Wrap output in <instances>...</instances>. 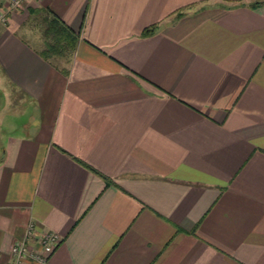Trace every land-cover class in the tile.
Instances as JSON below:
<instances>
[{
	"label": "crops",
	"instance_id": "obj_1",
	"mask_svg": "<svg viewBox=\"0 0 264 264\" xmlns=\"http://www.w3.org/2000/svg\"><path fill=\"white\" fill-rule=\"evenodd\" d=\"M255 2L24 0L6 14L0 264L28 223L61 238L49 264H264ZM50 17L77 38L44 60Z\"/></svg>",
	"mask_w": 264,
	"mask_h": 264
},
{
	"label": "built area",
	"instance_id": "obj_2",
	"mask_svg": "<svg viewBox=\"0 0 264 264\" xmlns=\"http://www.w3.org/2000/svg\"><path fill=\"white\" fill-rule=\"evenodd\" d=\"M24 0H4L0 7V22L5 21L6 14L13 12ZM61 238L48 230H37L28 223L23 238L10 245V260L5 264H49V257Z\"/></svg>",
	"mask_w": 264,
	"mask_h": 264
},
{
	"label": "trees",
	"instance_id": "obj_3",
	"mask_svg": "<svg viewBox=\"0 0 264 264\" xmlns=\"http://www.w3.org/2000/svg\"><path fill=\"white\" fill-rule=\"evenodd\" d=\"M254 5L264 4V2H255ZM148 30L144 29L142 35L147 34ZM43 35L48 38L45 42V48L39 52L40 56L47 60L51 55H61L72 51L75 48L76 34H73L67 25L50 17L45 24Z\"/></svg>",
	"mask_w": 264,
	"mask_h": 264
},
{
	"label": "rangeland",
	"instance_id": "obj_4",
	"mask_svg": "<svg viewBox=\"0 0 264 264\" xmlns=\"http://www.w3.org/2000/svg\"><path fill=\"white\" fill-rule=\"evenodd\" d=\"M29 23H31L32 24V21L30 20V21H28ZM40 25L39 24H37L34 28L32 27V31H33V33H35L36 34V32H38L39 30H40ZM23 29H25V30H27L25 27H23ZM22 29V30H23ZM19 31L20 33H22L23 34V31ZM33 45H34V43H32ZM38 45V44H37ZM36 45V46H37Z\"/></svg>",
	"mask_w": 264,
	"mask_h": 264
}]
</instances>
